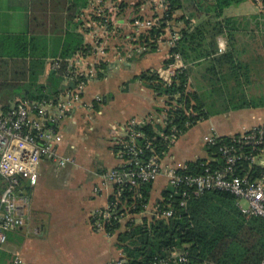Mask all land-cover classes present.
<instances>
[{
    "label": "crops",
    "instance_id": "1",
    "mask_svg": "<svg viewBox=\"0 0 264 264\" xmlns=\"http://www.w3.org/2000/svg\"><path fill=\"white\" fill-rule=\"evenodd\" d=\"M249 2H242L229 13L230 7L227 8L226 14L241 17L252 14ZM120 3L125 4L123 10ZM164 10L161 0H0V35H26L32 41L29 56L24 59L0 56V79H13L20 71V78L29 83L35 70L36 84L43 85L51 79L56 61L61 66L66 61L69 70L75 64L97 69L101 62L108 64L104 77H99L97 71L88 80L82 93L83 102L62 122L61 150L72 154L77 164L61 167L49 160L42 161L37 183L26 186L29 204L25 223L8 232L7 241L0 246V264H13L17 254L27 264H109L125 256L118 246V234L93 224L94 213L107 205L112 193L111 189L97 193L95 187L102 172L121 162L115 139L124 134L127 122L133 117L156 115L157 107L165 102L164 96L136 77L148 69H158L169 80L165 60L170 56L171 45L164 40L157 50L148 51V47L136 43L139 33L134 34L137 15L151 18ZM106 15L111 18L109 24L104 22ZM184 24L178 22V26ZM77 36L83 39L87 50L61 57ZM249 36L248 31L237 34L235 49L245 61L248 60L244 55L253 48L244 39ZM219 43L226 50V37H220ZM201 63L190 66V88L209 93L211 82L206 75L209 62ZM25 71L26 75L22 74ZM70 82L58 75L53 78V84L59 88ZM19 98L17 95L15 100ZM263 123L264 106L220 109L183 134L163 162L209 157L205 141L209 133L231 136ZM4 186L0 174V194ZM168 186V178L160 175L153 184L151 200L160 197ZM129 220H121L120 230L126 229ZM135 220L142 222L141 217Z\"/></svg>",
    "mask_w": 264,
    "mask_h": 264
},
{
    "label": "trees",
    "instance_id": "2",
    "mask_svg": "<svg viewBox=\"0 0 264 264\" xmlns=\"http://www.w3.org/2000/svg\"><path fill=\"white\" fill-rule=\"evenodd\" d=\"M244 1L246 0H167L163 13L151 17L155 23L138 34L136 43L148 47V51H155L162 41L169 39L170 31L177 33L179 38L171 46L170 56L165 64L169 66L177 62V54L185 64L169 80L161 76L158 69H148L136 77L142 78L158 95L165 97L164 104L157 107V113L167 109L166 124L150 120L139 128L144 132L140 141H150L154 152L160 157L164 158L170 150L165 135L171 133L173 126L177 127L181 137L199 121L209 118L220 109L227 111L264 106V96L252 97L248 94L252 66L235 49L237 34L245 28L243 17L226 14L227 8ZM120 7L123 10L125 4L120 3ZM180 10L183 11L181 14ZM136 18L145 17L137 15L134 21ZM179 21H184L185 24L178 26ZM222 36L228 41L224 51L219 43ZM31 44L32 41L26 35H0V56L24 59L29 56ZM81 50L85 52L87 48L83 39L77 36L61 57L72 56ZM203 60L209 62L206 75L211 82V89L207 94L190 88V66L195 62L202 64ZM107 68L108 64L101 62L98 76L104 77ZM70 70L68 63L63 61L59 69L52 71L48 83L43 85L36 84L38 72L35 70L30 79L33 83L23 81L18 75L20 71L15 73L17 76L13 79H0V106L8 109L18 100H15L17 95H20L19 99L57 100L61 92L77 83L71 78ZM22 74L26 75V71ZM56 75L63 80L69 78L70 84L61 88L55 86L53 78ZM7 89L13 90V96L5 97L2 94ZM211 104L222 106L218 110H212ZM231 139L230 135H221L216 144H206L209 157L190 160L187 164L190 168L199 170L204 161L213 165L223 163L219 147ZM147 153L150 155L152 151L147 150ZM154 183L155 181L143 186L146 201L154 208L158 204L172 207V216H158L155 211L142 213L139 207L131 212L141 214V223L129 220L126 229L120 230L121 221H116L107 227L108 232L118 234V246L124 251L128 264L167 257L174 252L187 254L188 261L179 264L261 263L264 257V217L244 212L234 194L224 190H211L201 196H192L186 205H181L180 195H173L171 186L152 201ZM128 196L127 205L130 206L134 199Z\"/></svg>",
    "mask_w": 264,
    "mask_h": 264
},
{
    "label": "built area",
    "instance_id": "3",
    "mask_svg": "<svg viewBox=\"0 0 264 264\" xmlns=\"http://www.w3.org/2000/svg\"><path fill=\"white\" fill-rule=\"evenodd\" d=\"M161 1L164 4L167 0ZM103 19L105 24L110 23V16L106 15ZM154 23L152 18H136V33ZM178 38L177 33L171 32L168 42L173 46ZM176 56L177 62L167 68L170 76L185 66L179 55ZM53 67L59 69L60 61H56ZM70 71L71 78L77 83L61 92L57 100L18 99L6 110L0 107V174L5 180L0 194V246L7 241L10 230L25 223L29 204L26 186L37 183L42 161L49 160L61 167L77 164L72 154L61 150L64 141L62 122L77 104L83 102L84 88L98 69L75 64ZM89 106L95 108L93 103ZM166 117L167 109L144 118L133 117L125 125L124 134L116 137V152L121 162L100 174L101 180L95 191L102 193L111 189L112 193L107 205L94 213L95 227L107 230L108 225L124 218L136 221L141 214L131 210L139 207L142 213L155 211L158 216H172V207L158 204L154 208L144 196L143 186L156 181L162 174L168 178L173 195H180L181 205H186L192 196H201L211 190H224L239 199V206L244 212L264 217V123L231 135V141L222 143L219 149L223 163L213 165L204 161L199 170H194L187 162L174 160L164 164V158L154 152L150 141H140L144 137V132L139 129L141 125L150 120L166 124ZM178 131L173 126L171 133L165 135L170 148L180 138ZM220 136L212 132L205 136V141L213 145ZM147 150L152 154L148 155ZM128 195L134 199L130 206L127 205ZM241 199H245L248 206L242 205ZM186 261V253L174 252L167 257H156L140 264H179ZM13 264L27 263L22 255L17 254ZM109 264H128V261L123 256ZM260 264H264V257Z\"/></svg>",
    "mask_w": 264,
    "mask_h": 264
},
{
    "label": "rangeland",
    "instance_id": "4",
    "mask_svg": "<svg viewBox=\"0 0 264 264\" xmlns=\"http://www.w3.org/2000/svg\"><path fill=\"white\" fill-rule=\"evenodd\" d=\"M246 1H250L249 3L253 7L252 14L243 17L245 28L240 30L251 33V36L245 37L244 39H246L248 44L253 47L248 51V53H246V55H244V59L246 58L252 66V81L248 84V91L252 97H262L264 96V2L263 0ZM261 3L263 4L261 5ZM235 7L236 6H231L227 12L229 13L232 10L234 11ZM171 32L172 31L168 33L169 37ZM2 77L4 76L2 75ZM12 92L13 90L7 89L2 94H4L5 97H10L13 96ZM221 106L222 105L220 104H211L210 108L212 110H216ZM241 204L248 206V202L245 199H241Z\"/></svg>",
    "mask_w": 264,
    "mask_h": 264
}]
</instances>
